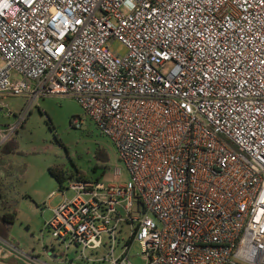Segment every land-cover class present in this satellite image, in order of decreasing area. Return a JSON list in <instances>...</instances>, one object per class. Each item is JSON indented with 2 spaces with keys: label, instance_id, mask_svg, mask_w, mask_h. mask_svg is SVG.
<instances>
[{
  "label": "built area",
  "instance_id": "2783aa9c",
  "mask_svg": "<svg viewBox=\"0 0 264 264\" xmlns=\"http://www.w3.org/2000/svg\"><path fill=\"white\" fill-rule=\"evenodd\" d=\"M52 95L79 102L129 176L71 181L45 223L59 244L84 257L106 237L100 264H134L135 242L145 264H264V0H0V96L23 119Z\"/></svg>",
  "mask_w": 264,
  "mask_h": 264
},
{
  "label": "rangeland",
  "instance_id": "374dc122",
  "mask_svg": "<svg viewBox=\"0 0 264 264\" xmlns=\"http://www.w3.org/2000/svg\"><path fill=\"white\" fill-rule=\"evenodd\" d=\"M110 47L120 55L127 54L126 47L118 40H112ZM24 104L20 97L0 96V147L7 143L8 149L17 147L14 153L0 154L3 190L18 209V219L10 228L9 238L30 256L47 264H100L96 260H103L111 253L109 239L105 237L106 247L94 252L87 249L83 257L77 245L67 249L59 244L53 232L45 228V223L64 197L71 200L77 195L68 189L77 174L108 186L127 182V170L112 141L101 133L74 97L41 98L25 118L20 119ZM74 119H82L80 126L73 125ZM102 155L107 157L106 161ZM51 167L66 173L63 185L50 174ZM116 171L120 172L119 178ZM130 236V227L124 225L115 244V258L122 256L123 239L128 241ZM0 246L9 252L10 258L4 260L5 264L18 256L7 241L0 240ZM129 256L132 263L145 264L143 247L138 242L131 246ZM22 260L24 264H43L34 258ZM0 264H4L2 259Z\"/></svg>",
  "mask_w": 264,
  "mask_h": 264
},
{
  "label": "trees",
  "instance_id": "16d2710c",
  "mask_svg": "<svg viewBox=\"0 0 264 264\" xmlns=\"http://www.w3.org/2000/svg\"><path fill=\"white\" fill-rule=\"evenodd\" d=\"M16 150H17L16 146L11 149H8V143H7V145L5 144L0 147V154L3 152L10 154V153H14ZM102 158L105 159L104 161L107 160V157L104 155H102ZM49 172L61 185H63V183L67 179L66 173L58 167L56 168L51 167ZM80 179H85V178H80V177L77 178V180H80ZM61 188L63 190V187ZM17 219H18L17 205L13 201L9 200V198L4 193V190L0 188V238L20 248L19 246L14 244L9 238L10 228L12 227V225L16 223ZM6 262H7L6 264L8 263L9 264H24L23 262L19 261L15 257H12V259H9V261H6Z\"/></svg>",
  "mask_w": 264,
  "mask_h": 264
},
{
  "label": "crops",
  "instance_id": "0c3cea01",
  "mask_svg": "<svg viewBox=\"0 0 264 264\" xmlns=\"http://www.w3.org/2000/svg\"><path fill=\"white\" fill-rule=\"evenodd\" d=\"M0 158H1V155H0ZM0 168H2V166H0ZM78 177H80V178H85L86 179V176H84V175H77V176H75L74 178H73V180H77V178ZM5 185V183H1V180H0V188L1 189H3V186ZM8 254H9V252L7 253V251L5 250V249H3V248H0V259H2V262H4V264H5V259L6 258H10L9 256H8Z\"/></svg>",
  "mask_w": 264,
  "mask_h": 264
}]
</instances>
